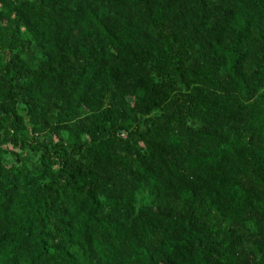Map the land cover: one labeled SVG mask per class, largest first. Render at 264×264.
Here are the masks:
<instances>
[{
	"label": "trees",
	"instance_id": "1",
	"mask_svg": "<svg viewBox=\"0 0 264 264\" xmlns=\"http://www.w3.org/2000/svg\"><path fill=\"white\" fill-rule=\"evenodd\" d=\"M0 264H264V0H0Z\"/></svg>",
	"mask_w": 264,
	"mask_h": 264
}]
</instances>
